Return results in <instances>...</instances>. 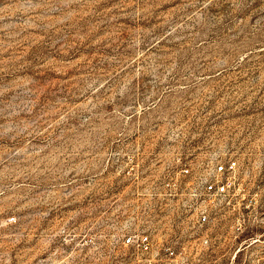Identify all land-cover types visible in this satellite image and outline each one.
I'll return each mask as SVG.
<instances>
[{
    "label": "rangeland",
    "instance_id": "1",
    "mask_svg": "<svg viewBox=\"0 0 264 264\" xmlns=\"http://www.w3.org/2000/svg\"><path fill=\"white\" fill-rule=\"evenodd\" d=\"M135 230L264 264V0H0V264H150Z\"/></svg>",
    "mask_w": 264,
    "mask_h": 264
},
{
    "label": "built area",
    "instance_id": "2",
    "mask_svg": "<svg viewBox=\"0 0 264 264\" xmlns=\"http://www.w3.org/2000/svg\"><path fill=\"white\" fill-rule=\"evenodd\" d=\"M235 165V161H230L228 166L221 164L217 166L216 172L218 174L228 172L229 169H234ZM188 171V169H185V172ZM203 184L204 191L193 194V199L200 201V204L196 202L190 207V211H192L194 215L195 223L201 226L210 222L211 208H209V205L216 204L218 200H221L224 196H228L230 181L228 179L223 180L218 177L214 181H205ZM154 243L160 242L155 241L152 233L147 230L132 231L128 233L124 239V244L129 246L138 258L140 257L142 260L149 261L150 264L157 260L154 257H151ZM163 243H179V241H168ZM188 243H196V241ZM200 245L205 246V248H209L210 243L208 237H204ZM165 257L169 264H202L206 259L204 258L203 252L200 250H197L194 255H187L177 252L171 245L166 247Z\"/></svg>",
    "mask_w": 264,
    "mask_h": 264
}]
</instances>
